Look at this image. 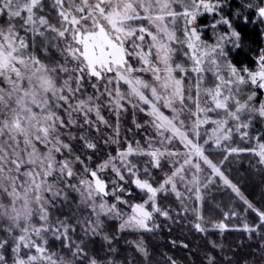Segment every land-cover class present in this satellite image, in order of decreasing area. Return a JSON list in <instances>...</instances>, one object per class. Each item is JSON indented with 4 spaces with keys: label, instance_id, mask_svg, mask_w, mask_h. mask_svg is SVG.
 Returning a JSON list of instances; mask_svg holds the SVG:
<instances>
[{
    "label": "snow or ice",
    "instance_id": "1",
    "mask_svg": "<svg viewBox=\"0 0 264 264\" xmlns=\"http://www.w3.org/2000/svg\"><path fill=\"white\" fill-rule=\"evenodd\" d=\"M249 29L264 0H0V264H264Z\"/></svg>",
    "mask_w": 264,
    "mask_h": 264
},
{
    "label": "trees",
    "instance_id": "2",
    "mask_svg": "<svg viewBox=\"0 0 264 264\" xmlns=\"http://www.w3.org/2000/svg\"><path fill=\"white\" fill-rule=\"evenodd\" d=\"M249 33L251 37L250 44H264V40L258 39L257 36L251 32V29H249ZM233 58L239 63L251 64L253 62L251 49H237V51L233 53ZM230 171L231 174L244 185L246 192L250 193L254 198L260 197L261 191L262 189H264V171L253 172L249 168V161L247 159L243 161H233V164L230 167ZM213 194L217 200H219V198L222 196L224 202H227V200L230 198V194L227 192H223V190H214ZM174 233L180 235L179 231H175ZM239 237L240 233H232L228 235L226 250H230L231 246H234L238 242ZM165 239L166 238L164 237L157 242L162 245ZM252 252H254V249L246 246L241 250L239 255L250 254ZM176 254L183 257L185 253H183L182 251H177ZM191 259L192 257H189V260L184 261V264H192ZM257 259L259 260L260 257L257 256Z\"/></svg>",
    "mask_w": 264,
    "mask_h": 264
},
{
    "label": "rangeland",
    "instance_id": "3",
    "mask_svg": "<svg viewBox=\"0 0 264 264\" xmlns=\"http://www.w3.org/2000/svg\"><path fill=\"white\" fill-rule=\"evenodd\" d=\"M202 22H204V21H202ZM104 42H107V41H104ZM96 43H97V45L100 47V49L102 50L103 49V44L100 42V40L98 39L97 41H96ZM237 51V50H236ZM235 51V52H236ZM48 86V84H47V80H46V78H44V79H42V81H41V87H47ZM222 190V189H221ZM223 192H225V191H223ZM186 229H184V232L186 233ZM174 235H177V234H175V233H173ZM179 234H181V232L179 231ZM162 238H164V236H158V237H156L155 238V240L156 241H158V240H160V239H162ZM225 243H227V237L225 238Z\"/></svg>",
    "mask_w": 264,
    "mask_h": 264
}]
</instances>
